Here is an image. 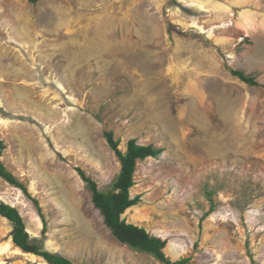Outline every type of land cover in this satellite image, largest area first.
<instances>
[{
    "label": "rangeland",
    "instance_id": "obj_1",
    "mask_svg": "<svg viewBox=\"0 0 264 264\" xmlns=\"http://www.w3.org/2000/svg\"><path fill=\"white\" fill-rule=\"evenodd\" d=\"M107 131L164 150L138 161L124 217L172 261L264 264V0H0L2 160L47 232L1 176L0 202L75 264H165L113 238L77 171L112 190ZM13 229L0 215V264H51Z\"/></svg>",
    "mask_w": 264,
    "mask_h": 264
},
{
    "label": "trees",
    "instance_id": "obj_2",
    "mask_svg": "<svg viewBox=\"0 0 264 264\" xmlns=\"http://www.w3.org/2000/svg\"><path fill=\"white\" fill-rule=\"evenodd\" d=\"M33 3L39 0H31ZM233 75L250 85H258V81L253 76H247L239 70H232ZM105 138L121 162V171L117 179L113 182L112 190L105 192L100 190L98 183L89 177L86 172L77 167L82 180L91 191L94 206L100 211L105 225L110 229L113 238L121 245H127L136 251L147 253L165 264H185L186 260L172 261L164 252L167 240L152 235L146 228L130 223L124 217L128 209L140 203L141 197H133L131 189L135 185V173L137 163L147 158H157L164 150L153 145H142L137 139H131L127 144V151L123 152L119 146L120 141L115 139L112 131L105 132ZM6 145L0 140V176L11 185L22 189L25 195L30 198L37 207L43 222V233L48 229V221L43 213L39 199L32 196L27 185L22 183L11 171L8 170L2 160ZM0 215L6 217L14 224L13 242L27 253H32L43 257L51 264H75L72 260L43 250L33 243L31 234L26 230V225L19 210L9 204L0 202Z\"/></svg>",
    "mask_w": 264,
    "mask_h": 264
},
{
    "label": "bare ground",
    "instance_id": "obj_3",
    "mask_svg": "<svg viewBox=\"0 0 264 264\" xmlns=\"http://www.w3.org/2000/svg\"><path fill=\"white\" fill-rule=\"evenodd\" d=\"M21 251V250H20ZM22 252V251H21ZM23 253V252H22Z\"/></svg>",
    "mask_w": 264,
    "mask_h": 264
}]
</instances>
